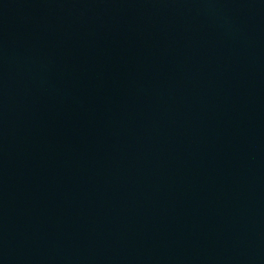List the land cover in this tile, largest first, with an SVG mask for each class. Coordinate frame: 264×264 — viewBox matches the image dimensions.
Segmentation results:
<instances>
[{
	"label": "water",
	"instance_id": "obj_1",
	"mask_svg": "<svg viewBox=\"0 0 264 264\" xmlns=\"http://www.w3.org/2000/svg\"><path fill=\"white\" fill-rule=\"evenodd\" d=\"M0 264H264V0H0Z\"/></svg>",
	"mask_w": 264,
	"mask_h": 264
}]
</instances>
